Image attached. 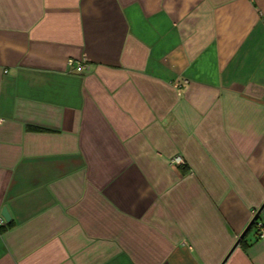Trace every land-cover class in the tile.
<instances>
[{
    "label": "crops",
    "instance_id": "crops-1",
    "mask_svg": "<svg viewBox=\"0 0 264 264\" xmlns=\"http://www.w3.org/2000/svg\"><path fill=\"white\" fill-rule=\"evenodd\" d=\"M2 207L0 264H264V0H0Z\"/></svg>",
    "mask_w": 264,
    "mask_h": 264
},
{
    "label": "water",
    "instance_id": "water-1",
    "mask_svg": "<svg viewBox=\"0 0 264 264\" xmlns=\"http://www.w3.org/2000/svg\"><path fill=\"white\" fill-rule=\"evenodd\" d=\"M259 210H260V209H259ZM259 210L255 213L253 219H254V218H257L258 213H259ZM0 216H1V218L4 220L5 223L9 222V220H10V215H9V213H8L6 207H2L1 212H0ZM253 219H252V220H253ZM252 220H251V221H252ZM248 230H249V225L244 229V231L241 233V235H240L239 238H242V237L246 234V232H247ZM238 240H239V239H238ZM237 243H238V241L235 243V245H236Z\"/></svg>",
    "mask_w": 264,
    "mask_h": 264
},
{
    "label": "built area",
    "instance_id": "built-area-1",
    "mask_svg": "<svg viewBox=\"0 0 264 264\" xmlns=\"http://www.w3.org/2000/svg\"><path fill=\"white\" fill-rule=\"evenodd\" d=\"M170 162L173 165L179 166V165L183 164V159L180 156H175L171 159ZM3 224H4V221L2 218H0V225H3ZM259 230H260L259 237L261 240L264 241V230H261V228H259Z\"/></svg>",
    "mask_w": 264,
    "mask_h": 264
},
{
    "label": "trees",
    "instance_id": "trees-1",
    "mask_svg": "<svg viewBox=\"0 0 264 264\" xmlns=\"http://www.w3.org/2000/svg\"><path fill=\"white\" fill-rule=\"evenodd\" d=\"M258 217V216H257ZM257 223V218H254L252 221H250V223L248 224L249 225V229L254 226L255 224ZM247 225V226H248Z\"/></svg>",
    "mask_w": 264,
    "mask_h": 264
}]
</instances>
